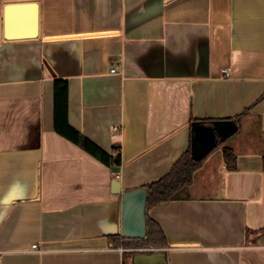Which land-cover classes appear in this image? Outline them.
<instances>
[{
	"label": "crops",
	"instance_id": "1",
	"mask_svg": "<svg viewBox=\"0 0 264 264\" xmlns=\"http://www.w3.org/2000/svg\"><path fill=\"white\" fill-rule=\"evenodd\" d=\"M25 1L0 0V264H132L152 249L264 264V0H36L39 35L5 39L6 5ZM56 78L70 124L120 153L118 173L55 130ZM209 118L250 126L229 145L236 169L217 145L181 198L148 209L164 247L117 244L113 181L160 179Z\"/></svg>",
	"mask_w": 264,
	"mask_h": 264
},
{
	"label": "trees",
	"instance_id": "2",
	"mask_svg": "<svg viewBox=\"0 0 264 264\" xmlns=\"http://www.w3.org/2000/svg\"><path fill=\"white\" fill-rule=\"evenodd\" d=\"M69 82L65 78H56L54 81V115L55 130L85 149L92 156L112 167H120V153L113 155L79 130L73 127L69 122ZM217 119H205L193 121L196 123L212 124ZM224 140L218 143V147L223 145ZM119 149V147H115ZM224 158L229 169H236V155L231 147H224ZM206 158V157H205ZM197 161L192 156L191 147L174 163L171 170L160 179L153 181L145 186L148 190L147 211L149 208L162 202L176 200L182 197L184 190L193 182L196 171L201 167L203 161ZM117 244L121 242L125 247H164L166 245V236L161 226L147 215V235L140 239L123 238L117 236Z\"/></svg>",
	"mask_w": 264,
	"mask_h": 264
},
{
	"label": "water",
	"instance_id": "3",
	"mask_svg": "<svg viewBox=\"0 0 264 264\" xmlns=\"http://www.w3.org/2000/svg\"><path fill=\"white\" fill-rule=\"evenodd\" d=\"M29 11L26 29H21L22 12ZM38 1L10 2L5 8V39L35 38L39 35ZM239 129L238 122L233 120L215 121L210 126L198 128L192 139V156L203 160L218 145V137L227 139ZM118 173L120 167H114ZM113 192L121 198V235L127 239H140L147 235V188L123 190L121 183L114 180ZM132 264H168L163 250L136 251L132 254Z\"/></svg>",
	"mask_w": 264,
	"mask_h": 264
},
{
	"label": "rangeland",
	"instance_id": "4",
	"mask_svg": "<svg viewBox=\"0 0 264 264\" xmlns=\"http://www.w3.org/2000/svg\"><path fill=\"white\" fill-rule=\"evenodd\" d=\"M251 128L250 126H246L244 129H240L238 132H236L233 136L227 138L224 140V144L227 145L229 147V145L233 144V142H235V140H243L246 139L247 134H251ZM219 152L221 151V149L217 148L214 150V152Z\"/></svg>",
	"mask_w": 264,
	"mask_h": 264
},
{
	"label": "built area",
	"instance_id": "5",
	"mask_svg": "<svg viewBox=\"0 0 264 264\" xmlns=\"http://www.w3.org/2000/svg\"><path fill=\"white\" fill-rule=\"evenodd\" d=\"M113 71H115V69H113ZM120 128H121V126H119V125H115L114 127H113V132H112V137L113 138H116L117 137V135H118V133H119V131H120ZM118 153V152H117ZM38 248V245L37 244H34L33 245V249H37Z\"/></svg>",
	"mask_w": 264,
	"mask_h": 264
}]
</instances>
